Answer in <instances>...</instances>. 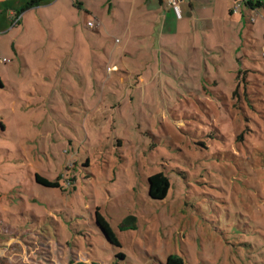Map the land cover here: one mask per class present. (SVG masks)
I'll use <instances>...</instances> for the list:
<instances>
[{
  "label": "rangeland",
  "instance_id": "obj_1",
  "mask_svg": "<svg viewBox=\"0 0 264 264\" xmlns=\"http://www.w3.org/2000/svg\"><path fill=\"white\" fill-rule=\"evenodd\" d=\"M103 1L79 0L93 12L76 7V22L48 6L7 12L0 264H167L170 255L183 264H264V0L254 9L237 2L226 36L212 24L186 51L176 36L154 84L157 38L144 40L150 59L131 60L128 75L127 14L114 5L120 23L108 32L114 16ZM160 171L171 186L154 200L148 177Z\"/></svg>",
  "mask_w": 264,
  "mask_h": 264
},
{
  "label": "crops",
  "instance_id": "obj_2",
  "mask_svg": "<svg viewBox=\"0 0 264 264\" xmlns=\"http://www.w3.org/2000/svg\"><path fill=\"white\" fill-rule=\"evenodd\" d=\"M28 0H0V31H4L8 29V18L7 12L10 16L13 13L19 11L20 5L23 6ZM177 8H175L172 4L168 2V0H104V4L110 5L108 13L114 16V23H111V20L107 21L105 24V28H107L108 32H110V28H116V25L120 23L119 17L116 16V13L113 12L114 8H119V10H124L127 14L126 19L128 20V36L129 43L131 42L134 47H132L131 51H127V47L123 49L122 54H128L129 58H121L122 62H124V70H129L130 66L134 65V59L139 61L140 59L144 60L145 58L150 59V52L142 46L144 44V40L149 43L151 38H157L154 44H152L150 51L152 53L151 60L154 61L155 68L153 69L155 72L151 77V81L149 84H154L157 80L156 74L158 71L167 70L166 56L170 57V50L173 46V41H176V36L180 41V38L183 40L181 43L185 45L182 48L179 47V51H186L187 45L190 44V47H193V44L198 45V37L199 35H204L207 37L208 30H213L212 24H221L222 32L224 36L228 33L227 21L230 23H234L237 19L236 15L239 13V7L237 6V2L241 0H176ZM245 4L246 8L254 9L255 0H242ZM82 3H79V0H44L39 6L45 7L48 6L50 9H56L54 12V18L57 15H61L60 18H64L65 12H70V17H67V21L76 22L79 14L76 11V7L81 11L85 12H93V10H88L86 7L81 6ZM260 0L257 1V7L260 5ZM112 5L114 6L112 8ZM123 5L126 6V9H123ZM36 7V6H34ZM32 8V7H31ZM29 8V9H31ZM60 8H64L63 11H60ZM106 9V8H105ZM104 9V10H105ZM88 10V11H87ZM99 17V14L94 13ZM76 15V16H75ZM228 17V18H227ZM62 18V19H63ZM221 21L223 23H220ZM133 22L134 25H131ZM228 22V23H229ZM101 24V23H100ZM99 24V25H100ZM130 24V25H129ZM89 26V25H88ZM95 27V26H93ZM228 27V28H227ZM96 28V27H95ZM94 28V29H95ZM132 30H135L133 33ZM220 30V29H218ZM132 31V33H130ZM180 37V38H179ZM118 40V39H117ZM116 40V41H117ZM120 42V40H119ZM118 45L116 46L115 51L109 53L110 60L114 57L115 52L118 50ZM220 47L221 46H216ZM12 48L18 53V50L15 48V44L12 45ZM145 51V52H144ZM108 51H106L107 53ZM88 56V55H87ZM131 60H134L131 62ZM221 60L222 57H221ZM128 62H131L129 65ZM148 63V62H147ZM95 67V66H93ZM111 71H118L119 68L115 65L113 67H108V73ZM128 75L131 76V71L128 72ZM166 73H163V77H165ZM120 76L121 83L125 84L129 88H133L134 86L128 81L130 77ZM138 78H141L142 75L138 74ZM114 79L115 76L109 77V79ZM131 78V77H130ZM93 82L96 83V78H93ZM2 80H0L1 82ZM92 82V83H93ZM144 82V81H143ZM82 84H87L82 81ZM89 84V82H88ZM145 84V82L143 83ZM158 84V83H157ZM1 86V85H0ZM146 86V85H145ZM142 87V86H141ZM127 88V90H129ZM140 88V85H138ZM142 92V91H141Z\"/></svg>",
  "mask_w": 264,
  "mask_h": 264
},
{
  "label": "trees",
  "instance_id": "obj_3",
  "mask_svg": "<svg viewBox=\"0 0 264 264\" xmlns=\"http://www.w3.org/2000/svg\"><path fill=\"white\" fill-rule=\"evenodd\" d=\"M44 0H29L25 3L24 9H29L31 7L39 5ZM36 181L40 184L57 187L58 182L52 181L40 174L36 175ZM149 182V196L154 200H163L166 198L168 191L170 189L171 183L169 177L162 171L154 173L148 177ZM97 223L100 225L103 233L112 243L120 245L119 240L116 237L115 232L110 226L109 222L101 215L100 212H97ZM119 256L125 257L123 253H119ZM70 264H99L96 261H71ZM167 264H183L181 257L170 255L167 260Z\"/></svg>",
  "mask_w": 264,
  "mask_h": 264
},
{
  "label": "built area",
  "instance_id": "obj_4",
  "mask_svg": "<svg viewBox=\"0 0 264 264\" xmlns=\"http://www.w3.org/2000/svg\"><path fill=\"white\" fill-rule=\"evenodd\" d=\"M168 2L170 4H172L175 8H177V1L176 0H168ZM88 25L91 26V27L95 26L94 22H92V21H89ZM262 52L264 54V45L262 46Z\"/></svg>",
  "mask_w": 264,
  "mask_h": 264
},
{
  "label": "water",
  "instance_id": "obj_5",
  "mask_svg": "<svg viewBox=\"0 0 264 264\" xmlns=\"http://www.w3.org/2000/svg\"><path fill=\"white\" fill-rule=\"evenodd\" d=\"M132 220H133L132 216L128 217L126 220V224H130L132 222Z\"/></svg>",
  "mask_w": 264,
  "mask_h": 264
}]
</instances>
